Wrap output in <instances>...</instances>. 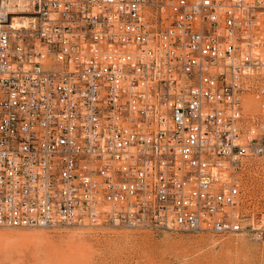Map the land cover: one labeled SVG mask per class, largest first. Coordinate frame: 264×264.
Returning a JSON list of instances; mask_svg holds the SVG:
<instances>
[{"label": "built area", "instance_id": "built-area-1", "mask_svg": "<svg viewBox=\"0 0 264 264\" xmlns=\"http://www.w3.org/2000/svg\"><path fill=\"white\" fill-rule=\"evenodd\" d=\"M264 0H0V228L264 240Z\"/></svg>", "mask_w": 264, "mask_h": 264}, {"label": "rangeland", "instance_id": "rangeland-1", "mask_svg": "<svg viewBox=\"0 0 264 264\" xmlns=\"http://www.w3.org/2000/svg\"><path fill=\"white\" fill-rule=\"evenodd\" d=\"M244 111L264 119V97H247ZM237 178L242 209L264 225V158L245 159ZM0 264H264V240L172 229L0 228Z\"/></svg>", "mask_w": 264, "mask_h": 264}]
</instances>
